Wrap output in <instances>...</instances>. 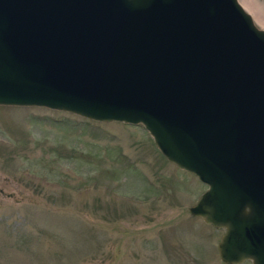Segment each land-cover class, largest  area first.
Returning a JSON list of instances; mask_svg holds the SVG:
<instances>
[{
  "label": "water",
  "instance_id": "1",
  "mask_svg": "<svg viewBox=\"0 0 264 264\" xmlns=\"http://www.w3.org/2000/svg\"><path fill=\"white\" fill-rule=\"evenodd\" d=\"M0 104L140 123L206 185L220 261L264 264V29L238 0H0Z\"/></svg>",
  "mask_w": 264,
  "mask_h": 264
},
{
  "label": "rangeland",
  "instance_id": "2",
  "mask_svg": "<svg viewBox=\"0 0 264 264\" xmlns=\"http://www.w3.org/2000/svg\"><path fill=\"white\" fill-rule=\"evenodd\" d=\"M205 187L140 123L0 104V264H251L189 213Z\"/></svg>",
  "mask_w": 264,
  "mask_h": 264
},
{
  "label": "bare ground",
  "instance_id": "3",
  "mask_svg": "<svg viewBox=\"0 0 264 264\" xmlns=\"http://www.w3.org/2000/svg\"><path fill=\"white\" fill-rule=\"evenodd\" d=\"M241 2L243 4V7H245L248 11H250L256 18H260V12L261 11H259V8L257 7L254 0H241ZM261 21L264 24V21L263 20H261Z\"/></svg>",
  "mask_w": 264,
  "mask_h": 264
}]
</instances>
